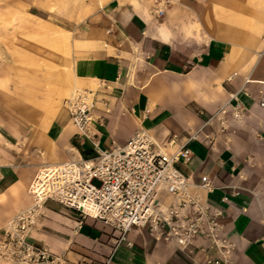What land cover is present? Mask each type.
<instances>
[{
    "label": "crops",
    "instance_id": "0c3cea01",
    "mask_svg": "<svg viewBox=\"0 0 264 264\" xmlns=\"http://www.w3.org/2000/svg\"><path fill=\"white\" fill-rule=\"evenodd\" d=\"M10 1L23 10L9 23L26 15L63 73L50 74L42 109L9 102L0 114V228L28 206L39 166L92 155L61 105L82 88L91 92L104 148L139 128L161 141L176 134L178 144L196 134L179 168L222 211L228 252L203 237L183 249L145 227L127 233L131 246L116 244L100 223L53 201L30 230L33 241L80 264H205L207 257L264 264V0L179 1L163 21L138 0ZM62 9L71 13L59 21ZM224 105L226 115L218 112ZM205 179L211 190L198 186Z\"/></svg>",
    "mask_w": 264,
    "mask_h": 264
},
{
    "label": "built area",
    "instance_id": "2783aa9c",
    "mask_svg": "<svg viewBox=\"0 0 264 264\" xmlns=\"http://www.w3.org/2000/svg\"><path fill=\"white\" fill-rule=\"evenodd\" d=\"M149 3V13L163 17L177 0H140ZM88 90L67 99L64 106L79 135L89 140L92 155L61 163H43L28 185L29 204L17 211L0 228V264H80L70 263L65 253H55L29 235L48 201L56 202L110 229L116 244L131 242L127 233L145 227L156 240L172 241L186 249L196 237H203L219 254L228 252L229 243L222 231V211L203 201L193 190L189 178L179 168L191 150L177 135L157 139L149 130L139 128L125 143L101 146L100 119L93 113ZM219 109L226 115L228 109ZM217 114V113H216ZM232 114H241L233 106ZM199 187L211 190L209 180ZM205 264H227L207 257Z\"/></svg>",
    "mask_w": 264,
    "mask_h": 264
},
{
    "label": "rangeland",
    "instance_id": "374dc122",
    "mask_svg": "<svg viewBox=\"0 0 264 264\" xmlns=\"http://www.w3.org/2000/svg\"><path fill=\"white\" fill-rule=\"evenodd\" d=\"M138 1L145 6L149 16H151L149 13V3ZM179 1L185 0H177L176 2ZM174 5L175 3L172 6ZM17 10L23 9H20L18 5L12 4V1L0 0V114L3 115L9 113V102L15 105L23 104L30 108L42 109L41 105H45V103L40 92L48 86L46 82L50 81V74L59 71L63 73L62 67H59L62 63L52 57L50 51L44 45L45 37L33 31L25 21L29 19L26 15L20 14L19 18L15 17L9 23V14H15ZM70 13L69 9L59 10L57 15L59 21L61 19H68ZM165 15L157 19L163 21ZM59 25L67 28L60 23ZM68 37L70 38V33ZM68 42L70 45L69 40ZM52 63L58 65H56L57 69L53 67ZM81 90L87 89L81 88ZM61 105L64 104L62 103ZM39 219L34 228L38 227ZM103 228L110 231L107 227L103 226Z\"/></svg>",
    "mask_w": 264,
    "mask_h": 264
},
{
    "label": "bare ground",
    "instance_id": "6f19581e",
    "mask_svg": "<svg viewBox=\"0 0 264 264\" xmlns=\"http://www.w3.org/2000/svg\"><path fill=\"white\" fill-rule=\"evenodd\" d=\"M79 91H82V90H81V89H80V90H75V91L72 93V95H71L69 98H67V99L73 98V97L75 96V94H76L77 92H79ZM89 96H90V99H92V98H91V93H89ZM67 99H65L64 104H65V102H66Z\"/></svg>",
    "mask_w": 264,
    "mask_h": 264
},
{
    "label": "trees",
    "instance_id": "16d2710c",
    "mask_svg": "<svg viewBox=\"0 0 264 264\" xmlns=\"http://www.w3.org/2000/svg\"><path fill=\"white\" fill-rule=\"evenodd\" d=\"M86 156V155H85Z\"/></svg>",
    "mask_w": 264,
    "mask_h": 264
}]
</instances>
